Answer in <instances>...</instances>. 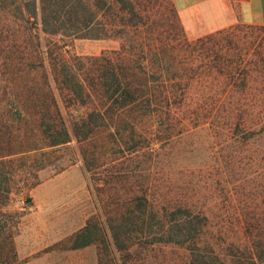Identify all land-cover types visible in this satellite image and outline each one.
I'll return each instance as SVG.
<instances>
[{
	"label": "trees",
	"instance_id": "obj_1",
	"mask_svg": "<svg viewBox=\"0 0 264 264\" xmlns=\"http://www.w3.org/2000/svg\"><path fill=\"white\" fill-rule=\"evenodd\" d=\"M41 1L7 9L23 34L34 36L38 17L43 31L114 36L119 38V46L92 55L65 57L59 53L56 59L48 56L46 62L38 54L31 60L6 57L15 63L11 79L17 88L13 94L22 95L29 106L0 112V158L14 152V131L19 126L13 121L29 113L36 116L37 129L47 145L68 140L71 132L80 143L86 166L93 169L105 161L118 163L131 156L149 162L154 149L151 136L165 131L163 139H170L176 122L187 117L252 115L253 123L264 130V24L236 22L188 38L171 0H165L164 11L174 17L175 27L170 21L150 17L159 12L157 0ZM45 66L66 105L81 107L74 117L64 118ZM30 68L39 69V86L21 80ZM97 140L104 141L109 160L98 162ZM148 183L146 180L139 194H130L120 204L125 211L137 210L140 215L139 236L123 223V230L119 222L110 226L114 248L122 249L119 264H146L143 259L149 248L145 247L152 241L172 242L184 249L183 260L174 264H224L217 261L233 257L239 258L237 264H264V232L253 222L252 230L245 224L250 243L225 252L218 244L214 246L207 228H201L208 225L201 208H191L182 199H157L148 192ZM8 189L5 183L0 192ZM127 223L136 225L133 220ZM119 231L125 236L122 246ZM132 238L140 239L134 242L138 246L133 247ZM111 257L112 264H117ZM18 263L11 235L2 233L0 264ZM155 264L172 263L161 258Z\"/></svg>",
	"mask_w": 264,
	"mask_h": 264
},
{
	"label": "rangeland",
	"instance_id": "obj_2",
	"mask_svg": "<svg viewBox=\"0 0 264 264\" xmlns=\"http://www.w3.org/2000/svg\"><path fill=\"white\" fill-rule=\"evenodd\" d=\"M40 2L0 0V112L5 108L15 112V107L29 106L22 95L13 94L17 88L11 79L15 63L6 57L15 60L19 55L31 60L38 54L46 62L48 56L56 59L59 53L65 57L92 55L119 46L120 40L114 36H94L85 31L66 35L43 31L38 17L34 36L23 34L7 9ZM165 3L157 0L159 12L150 17L170 21L175 27L174 17L164 11ZM45 70L64 118L74 117L81 107L66 105L58 94L49 66ZM23 77L24 83L41 84L39 69L30 68ZM23 102L26 104L22 106ZM30 111L29 107L27 112ZM14 117H17L15 113ZM35 118L29 113L22 120L13 121L19 126L14 131V152L0 158V187L6 183L9 188L6 193L0 192V237L2 233H9L14 246L22 216L32 214L34 209L42 210L41 206L46 205L50 211L40 217L44 222L43 240L47 239L43 243L47 244L40 251L52 253L39 264H100V259L103 264H112L111 256L119 264L122 249L114 248L110 226L119 222V229L123 230V223L125 229L139 236L140 215L137 210L125 211L120 204L130 194H139L146 180L151 196L160 200L182 199L191 208H201L208 227H200L207 228L216 243L214 246L218 244L225 252L233 251L235 245L245 247L250 243L246 222L251 230L253 222L264 232V130L253 123L252 115L222 118L202 114L184 118L176 122L175 134L170 139H163L165 131L151 136L154 149L149 162L139 161L140 156L120 158L118 163L105 161L109 160L107 147L103 140H97L95 155L98 162L105 163L94 169L86 166L80 143L71 132L68 140L47 145ZM6 176L10 179L6 180ZM46 195H51L52 200H44ZM49 219H55L57 224H46ZM128 220L135 221L136 225L129 227ZM119 232L122 246L125 236ZM138 240L133 239V247L138 246ZM17 246L20 247L19 242ZM147 246L149 250L143 259L146 264H155L161 258L174 264L184 258V249L172 242L152 241ZM16 258L20 261L17 255ZM217 262L237 264L239 258Z\"/></svg>",
	"mask_w": 264,
	"mask_h": 264
},
{
	"label": "crops",
	"instance_id": "obj_3",
	"mask_svg": "<svg viewBox=\"0 0 264 264\" xmlns=\"http://www.w3.org/2000/svg\"><path fill=\"white\" fill-rule=\"evenodd\" d=\"M171 2L184 34L188 38L227 27L236 22L264 24V0H171ZM44 197V200H52L51 195ZM45 206H41L42 210L34 209L32 214L31 212L24 214L20 220L19 230L14 236L15 251L20 258V264L22 261L30 260L33 264H39L43 258L52 253L40 251L47 244L43 243V241L47 242V239L43 240L45 235H42L41 227L44 222L40 217V214L50 211L46 210ZM46 224L55 226L57 221L49 219ZM30 228L32 231H28ZM56 239L57 236L54 233L53 240ZM18 242L20 247L17 246ZM21 243L24 248H21Z\"/></svg>",
	"mask_w": 264,
	"mask_h": 264
}]
</instances>
